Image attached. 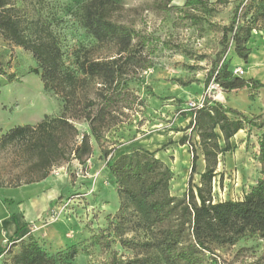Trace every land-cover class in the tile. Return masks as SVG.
<instances>
[{"label": "trees", "instance_id": "obj_1", "mask_svg": "<svg viewBox=\"0 0 264 264\" xmlns=\"http://www.w3.org/2000/svg\"><path fill=\"white\" fill-rule=\"evenodd\" d=\"M222 3L224 0L214 3L185 0L180 10L185 18L198 24V11L215 12ZM124 9L117 0H86L81 4L79 15L83 26L99 43L112 46L114 52L102 57L76 56L72 68L66 64L60 41L50 27L39 21L26 26L16 14L14 0H0V33L6 41L33 54L37 67H31L30 71L40 74L44 88L63 101L61 114L45 115L34 125L14 126L0 137V150L15 147L20 162L26 166L24 183L44 180L55 167L74 159L85 164L94 151L93 139L105 157L112 153L113 148H106L103 140L116 123L115 112L130 107V81L146 85L139 77L154 67L161 45L163 49L182 50L187 56L198 57L170 37L162 40L153 32H144L120 19ZM218 29L221 48L211 60L205 89L210 84L227 92L263 88L264 82L259 79L234 75L224 56L232 48L238 57L249 61L252 32L264 30V0H238L229 23ZM0 72L6 73L1 69ZM7 75L10 82L15 80L14 74ZM173 81L187 86L194 79L179 77ZM191 114L186 128L191 129L190 133L179 140L180 144H188L192 153L182 197L170 193L173 172L157 156L158 150L137 148L107 160L108 172L115 178L121 197V206L104 231L108 243L119 241L132 250L158 252L166 264H202L206 253L216 255L220 248L246 238L264 239V176L241 199L216 201L212 191L218 157L231 148V139L240 130L247 132L249 141L253 129H258L256 159L264 175V116H249L206 95L204 104L192 107ZM81 121L88 123L89 132L80 131L77 123ZM200 151L206 168L199 173ZM197 173L198 183L194 180ZM9 244L19 247L13 252L10 264H63L80 253L77 242L50 253L33 233L12 239ZM5 251L6 248L0 255ZM139 261L137 257L124 258L113 252L107 264Z\"/></svg>", "mask_w": 264, "mask_h": 264}, {"label": "rangeland", "instance_id": "obj_2", "mask_svg": "<svg viewBox=\"0 0 264 264\" xmlns=\"http://www.w3.org/2000/svg\"><path fill=\"white\" fill-rule=\"evenodd\" d=\"M85 1L14 0V3L16 14L26 26L39 21L50 27L60 41L66 64L74 68L76 56L102 57L114 52L112 46L99 43L83 26L79 12ZM117 1L125 6L120 19L144 32H153L162 40L170 37L198 57L187 56L182 50L163 49L161 45L154 67L143 71L139 77L146 85L130 81V107L115 112L116 123L103 140L106 148H113L108 157L93 139L94 151L85 164L74 159L55 167L43 183H24L26 166L20 162L17 149L12 146L0 150V214L7 213L8 219L13 221V217L23 212V200L19 197L35 195L40 213L31 226L61 223L70 238L68 243L77 242L80 247V253L63 264H107L113 252L124 258L137 257L140 261L136 264H166L158 252L132 250L119 241L108 243L104 231L111 216L119 210L121 197L115 178L108 172L107 160L112 161L137 148L158 150L157 156L173 172L170 193L182 197L187 188L192 153L188 144H180L179 140L184 133H190L191 129L186 128L192 119L193 102H201L205 95L208 98L220 95L227 107L238 108L249 116H264V87L256 91L243 88L227 92L212 84L206 90L204 85L212 67L211 60L221 48L218 27L229 23L238 0H224L215 12L198 11V24L184 17L180 10L184 3L178 4L175 0L169 4L168 0ZM249 46L252 53L248 62L238 57L232 48L224 61H229L234 75L264 82V30H253ZM31 67H37L33 54L6 41L0 33V69L6 71L0 72V137L14 126L34 125L45 115L62 112V99L44 88L40 74L31 72ZM7 74H14L15 80L10 82ZM179 77L194 81L182 86L173 81ZM77 126L81 132L90 131L87 122H78ZM258 133L254 128L249 141L246 135L234 137L231 148L219 155L212 190L216 201L241 199L250 186L264 176L256 159ZM221 144L225 146L223 140ZM199 159L200 173L205 169L201 151ZM199 173L194 176L197 183ZM52 209L57 212L55 220L51 219ZM49 247L54 250L53 246ZM15 250L8 243L6 251L0 255V264H10ZM234 261L264 263V239L246 238L220 248L216 255L206 253L202 264Z\"/></svg>", "mask_w": 264, "mask_h": 264}, {"label": "crops", "instance_id": "obj_3", "mask_svg": "<svg viewBox=\"0 0 264 264\" xmlns=\"http://www.w3.org/2000/svg\"><path fill=\"white\" fill-rule=\"evenodd\" d=\"M175 2L178 4H183L185 0H175ZM215 98L224 104V99L222 96L219 95ZM238 135L247 136V132L245 134V130H240L234 137ZM203 162L205 163L206 168V162L204 159ZM203 171H205V169L201 172ZM48 177L44 180L38 181L37 183L45 182L46 180H48ZM19 198L23 200V202L21 203L23 212H20L18 215H16V217H13V221L8 219L9 217L7 213L0 214V253L6 248V246L12 239L21 237L23 235L27 236V234H29L30 232H32L34 236L38 238L41 242L46 243L45 247L50 253H55L60 249L73 244L68 243V240H70V238H68L67 236L66 227L61 223L47 227H39L37 225H35V227H32V223H34L40 213L39 201L35 195L31 194L25 196V199L22 197ZM48 203L50 204V201ZM49 246H53L54 250H52ZM13 248L16 249V252L18 251L19 247L14 246Z\"/></svg>", "mask_w": 264, "mask_h": 264}, {"label": "built area", "instance_id": "obj_4", "mask_svg": "<svg viewBox=\"0 0 264 264\" xmlns=\"http://www.w3.org/2000/svg\"><path fill=\"white\" fill-rule=\"evenodd\" d=\"M212 85H214V84H212ZM203 104H204V100H202L201 102H193L192 105H191V108L194 107V106H202ZM56 214H57L56 210L52 209V214H51V219L52 220H55L54 217H56Z\"/></svg>", "mask_w": 264, "mask_h": 264}, {"label": "bare ground", "instance_id": "obj_5", "mask_svg": "<svg viewBox=\"0 0 264 264\" xmlns=\"http://www.w3.org/2000/svg\"><path fill=\"white\" fill-rule=\"evenodd\" d=\"M258 58V57H257ZM257 61V60H256Z\"/></svg>", "mask_w": 264, "mask_h": 264}]
</instances>
